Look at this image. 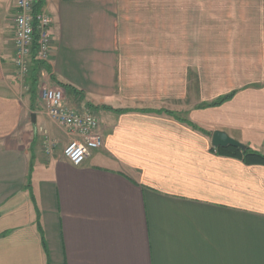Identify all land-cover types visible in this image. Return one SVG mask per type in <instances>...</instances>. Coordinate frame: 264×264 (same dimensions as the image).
<instances>
[{
    "label": "crops",
    "instance_id": "1",
    "mask_svg": "<svg viewBox=\"0 0 264 264\" xmlns=\"http://www.w3.org/2000/svg\"><path fill=\"white\" fill-rule=\"evenodd\" d=\"M16 4L0 0V264H48L43 238L50 264H264V164L212 144L222 130L264 155V0H40L35 83L14 62ZM215 83L243 86L197 90ZM42 84L100 119L81 166Z\"/></svg>",
    "mask_w": 264,
    "mask_h": 264
},
{
    "label": "built area",
    "instance_id": "2",
    "mask_svg": "<svg viewBox=\"0 0 264 264\" xmlns=\"http://www.w3.org/2000/svg\"><path fill=\"white\" fill-rule=\"evenodd\" d=\"M40 0H17V12L13 21L14 62L18 75H31V59L47 63L52 57L53 17L38 11ZM34 47H37L34 54ZM40 97L49 118L67 128L72 138L63 149V157L75 166H81L94 150L104 145V135L99 117L88 107H70L65 102V92L57 86L42 84ZM55 143L50 137L44 139V149L51 153Z\"/></svg>",
    "mask_w": 264,
    "mask_h": 264
},
{
    "label": "trees",
    "instance_id": "3",
    "mask_svg": "<svg viewBox=\"0 0 264 264\" xmlns=\"http://www.w3.org/2000/svg\"><path fill=\"white\" fill-rule=\"evenodd\" d=\"M36 49H37V47H34V54L36 53ZM37 63H43V62L38 61ZM43 64H45V63H43ZM32 76H33L32 82L33 83L37 82L38 77H37V74H33V69L31 71V75L29 76V78H31ZM235 94H236V90H233L229 93H226L224 95L219 96L213 102L205 104V106L221 105L224 102H226L227 100H230L231 98H233ZM119 111H122V110H119ZM218 149H219V152H221L222 154L239 157L247 163H255V164L256 163L257 164L263 163L264 164V155L258 151L252 150L248 146H247L246 150H243L239 147H233V146H229L226 148H218ZM39 231L43 235L40 223H39ZM43 244H44L45 251L47 253L48 264H50L49 251H48V248H46V241L44 240V238H43Z\"/></svg>",
    "mask_w": 264,
    "mask_h": 264
},
{
    "label": "water",
    "instance_id": "4",
    "mask_svg": "<svg viewBox=\"0 0 264 264\" xmlns=\"http://www.w3.org/2000/svg\"><path fill=\"white\" fill-rule=\"evenodd\" d=\"M33 120L36 121V115L33 114ZM212 144L217 148H226L229 146L239 147L243 150L247 149V146L241 143L239 140L231 137L227 132L222 130H215L212 136Z\"/></svg>",
    "mask_w": 264,
    "mask_h": 264
},
{
    "label": "rangeland",
    "instance_id": "5",
    "mask_svg": "<svg viewBox=\"0 0 264 264\" xmlns=\"http://www.w3.org/2000/svg\"><path fill=\"white\" fill-rule=\"evenodd\" d=\"M246 1H248V0H246ZM247 38H249V37L247 36ZM242 86H243V84H226V83H224V84L223 83L222 84L221 83H215V84H207V85L198 84L197 90L199 93L204 92V93L216 94L218 92H221L222 90H229L230 88H236V87L238 88V87H242Z\"/></svg>",
    "mask_w": 264,
    "mask_h": 264
}]
</instances>
